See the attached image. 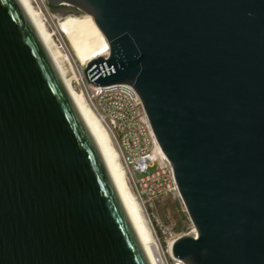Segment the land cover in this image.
Returning <instances> with one entry per match:
<instances>
[{"label": "water", "instance_id": "obj_1", "mask_svg": "<svg viewBox=\"0 0 264 264\" xmlns=\"http://www.w3.org/2000/svg\"><path fill=\"white\" fill-rule=\"evenodd\" d=\"M93 17L196 235L186 264H264V0H48ZM0 264H149L89 129L19 0H0Z\"/></svg>", "mask_w": 264, "mask_h": 264}, {"label": "bare ground", "instance_id": "obj_2", "mask_svg": "<svg viewBox=\"0 0 264 264\" xmlns=\"http://www.w3.org/2000/svg\"><path fill=\"white\" fill-rule=\"evenodd\" d=\"M19 2L37 30L58 75L97 144L109 176L115 186L147 261L149 264H162L160 247L152 242L153 239L151 238L150 229L147 225L144 208L131 191L127 170L121 163V153L116 147L113 135L101 122L96 110L87 103L84 95L74 89L73 75L66 66L67 60H69L72 65L74 61L71 59H76V62L78 61L80 65H82L81 68L76 64V70L82 77L85 73L83 67L85 68L90 62L100 57L106 58L108 56L109 44L106 37L95 23L93 17L89 14H86L84 17L72 15L61 19L56 24V32L66 39V47L72 56V58H70L71 56L68 53L65 54L60 49V46L54 38V33L48 30L41 12L35 8L32 0H19ZM40 2H42L46 11H48L45 0H41ZM71 68H75L74 64ZM159 151L162 156L166 158L160 146ZM192 235H196V232L194 231ZM173 242L174 241H171L169 243L168 248L171 255Z\"/></svg>", "mask_w": 264, "mask_h": 264}, {"label": "built area", "instance_id": "obj_3", "mask_svg": "<svg viewBox=\"0 0 264 264\" xmlns=\"http://www.w3.org/2000/svg\"><path fill=\"white\" fill-rule=\"evenodd\" d=\"M38 3L37 0H32ZM90 100L111 131L136 198L143 205L168 194H179L173 168L159 151V144L142 101L130 84L91 87ZM155 168L154 170H150ZM142 174V175H139ZM167 264H186L170 256Z\"/></svg>", "mask_w": 264, "mask_h": 264}, {"label": "rangeland", "instance_id": "obj_4", "mask_svg": "<svg viewBox=\"0 0 264 264\" xmlns=\"http://www.w3.org/2000/svg\"><path fill=\"white\" fill-rule=\"evenodd\" d=\"M37 1L38 3H35L34 1L32 2L35 8L41 12L48 30L51 33H54V38L56 39V42L60 46L62 52L65 54L68 53L71 56L68 48L66 47L67 45L66 39L62 35L56 32V24L61 19L67 16L76 15L79 17H84L86 13L83 12L78 13L75 12L74 10L71 9L69 10L67 7H57V8L53 7L51 4H49L48 0H45V4L48 10L46 11L45 6L42 4V2H40L41 0H37ZM70 58H72V56ZM71 60L74 61L73 64L75 68L74 69L71 68L73 64L71 65L69 60L66 61V66L69 68L71 74L73 75L74 89L77 92H81L84 95L87 103L92 108H94L93 103L90 100L91 97L90 90L94 84L89 81L85 73L81 77L79 75V72H77L76 64L77 66H80L82 68L80 62L78 61L76 62V59L74 58H72ZM86 68L87 66L85 68L83 67L84 71ZM121 163L123 164L122 160ZM154 169L155 168H151L150 170L152 171ZM128 182L132 193L136 197L135 186L133 183H131L129 177H128ZM140 204L144 208V213L147 218V225L148 228L150 229L151 238L153 239L152 242L156 244L158 247H160L162 264H167V261H170L171 258L170 257L171 254L168 251L169 243L171 241H174L179 236L185 234H192L195 231L194 225L189 217L186 207L179 194H168L161 197L158 200H155L150 204H146V205H143L142 203Z\"/></svg>", "mask_w": 264, "mask_h": 264}]
</instances>
